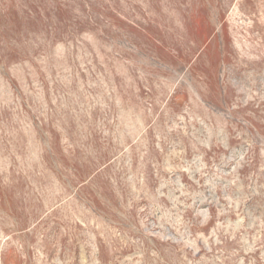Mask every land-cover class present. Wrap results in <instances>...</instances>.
Listing matches in <instances>:
<instances>
[{
  "label": "rangeland",
  "instance_id": "1",
  "mask_svg": "<svg viewBox=\"0 0 264 264\" xmlns=\"http://www.w3.org/2000/svg\"><path fill=\"white\" fill-rule=\"evenodd\" d=\"M0 264H264V0H0Z\"/></svg>",
  "mask_w": 264,
  "mask_h": 264
}]
</instances>
